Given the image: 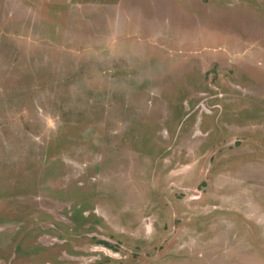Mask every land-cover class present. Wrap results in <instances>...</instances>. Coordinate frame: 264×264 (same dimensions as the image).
I'll use <instances>...</instances> for the list:
<instances>
[{"label":"rangeland","instance_id":"1","mask_svg":"<svg viewBox=\"0 0 264 264\" xmlns=\"http://www.w3.org/2000/svg\"><path fill=\"white\" fill-rule=\"evenodd\" d=\"M0 264H264V0H0Z\"/></svg>","mask_w":264,"mask_h":264}]
</instances>
